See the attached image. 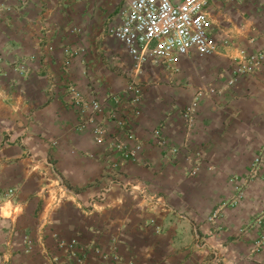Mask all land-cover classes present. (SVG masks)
<instances>
[{"label": "crops", "instance_id": "obj_1", "mask_svg": "<svg viewBox=\"0 0 264 264\" xmlns=\"http://www.w3.org/2000/svg\"><path fill=\"white\" fill-rule=\"evenodd\" d=\"M125 4L0 0V264H264V0L212 2L174 71L107 35Z\"/></svg>", "mask_w": 264, "mask_h": 264}, {"label": "built area", "instance_id": "obj_2", "mask_svg": "<svg viewBox=\"0 0 264 264\" xmlns=\"http://www.w3.org/2000/svg\"><path fill=\"white\" fill-rule=\"evenodd\" d=\"M214 1L217 0H126V4L118 11L116 21L107 24L106 33L122 44L136 72L146 64L160 65L174 71L180 58L192 51L202 58L216 53L218 43L213 37V22L208 11V6ZM224 1L235 3L239 0ZM71 31L76 30L72 28ZM63 51L64 65L69 66L71 60L83 52V48L64 47ZM260 59V53L248 56L247 62L241 64L237 71L251 73L259 66ZM70 90L73 98H82L74 88ZM133 92L137 94L136 101H139V91L134 89ZM194 106L195 103H192L186 110L188 123ZM90 107L95 112L101 110L97 100H92ZM96 131L100 132L99 129ZM13 194L14 190L10 189L6 196L10 198ZM75 244L74 238L66 243L60 242L70 256L76 255ZM116 264L126 262L118 259Z\"/></svg>", "mask_w": 264, "mask_h": 264}, {"label": "rangeland", "instance_id": "obj_3", "mask_svg": "<svg viewBox=\"0 0 264 264\" xmlns=\"http://www.w3.org/2000/svg\"><path fill=\"white\" fill-rule=\"evenodd\" d=\"M256 173V175H257V170L255 171ZM249 173H251V175L250 176H252V174H253V171L252 170H250L249 171ZM255 175V176H256ZM251 178H253V177H251ZM250 177H248V179H247V181H246V187L248 186V184L249 183H251L250 182V179H251ZM264 211V210H263ZM257 218H259V216H256ZM256 218V219H257ZM262 220H264V216H263V219ZM254 235V238L256 239V240H259V242H258V245H257V248H254L253 249V251H255L256 252V250L258 249V248H260L259 246H261V244L264 242V227L262 228V230H256V233H254L253 234Z\"/></svg>", "mask_w": 264, "mask_h": 264}]
</instances>
